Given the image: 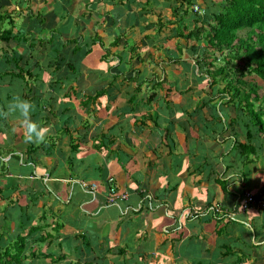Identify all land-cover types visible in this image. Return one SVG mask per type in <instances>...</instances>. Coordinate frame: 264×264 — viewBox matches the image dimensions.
Segmentation results:
<instances>
[{"label":"crops","instance_id":"1","mask_svg":"<svg viewBox=\"0 0 264 264\" xmlns=\"http://www.w3.org/2000/svg\"><path fill=\"white\" fill-rule=\"evenodd\" d=\"M152 1L0 0L18 38L0 41V111L19 96L35 106L31 119L50 129L43 143H28L16 116L0 117V238L37 226L51 237L44 244L56 245V255L38 257H56V264H264V209L231 218L208 211L218 203L237 210L245 191L264 199V160L242 168L229 151L230 132L207 123L210 109L193 104L206 96L202 73L183 55L185 40L175 38L171 50L172 33L156 43L148 35L172 24L148 21ZM147 48L162 55L157 69ZM130 63L142 71L125 72ZM157 80L180 92L171 94L173 107L157 89V104L147 109ZM138 88L133 112L128 100ZM101 90L106 96L79 105ZM216 176L229 196L211 182ZM110 177L128 200L106 203ZM190 208L204 212L183 218ZM225 245L233 253L223 258Z\"/></svg>","mask_w":264,"mask_h":264},{"label":"trees","instance_id":"2","mask_svg":"<svg viewBox=\"0 0 264 264\" xmlns=\"http://www.w3.org/2000/svg\"><path fill=\"white\" fill-rule=\"evenodd\" d=\"M175 1L181 8L185 6L182 13L177 11V7L174 8L175 10L172 9V13L175 16L176 14L180 15L179 23H177L179 26L177 27L176 37L185 40L187 46L195 43V46H191V48H195L197 43H200L203 54L200 60L197 59L195 61V66L198 70L203 71V61L206 67L199 82L201 88L199 90L204 92L206 96L196 104V107L210 109L211 113L206 114L205 121L213 125L220 132H230L228 141L231 148L229 151L233 155L236 153L235 157L238 159V163L240 162V166L242 165V168L256 160H264V0H223V12L210 14L204 23L202 20L200 27H194L193 29H188L187 27H182L181 29L180 27L182 19L188 16L189 12L193 13L190 7L195 5V0ZM198 15L197 13H193V20L201 18L200 14ZM4 23H7L8 28H3L2 25ZM158 26V31H160L162 24L159 23ZM13 27L11 17L0 13L1 42L8 43L9 41L18 39L12 33ZM244 30L246 31V35L242 38L238 33ZM115 44H117L116 41H114ZM204 48H207V51H204ZM137 49H139L137 45L131 47V53L133 54ZM208 53H216V55L207 57ZM220 58L223 64L217 66L216 63ZM67 67L69 70L73 69L70 65ZM112 71L116 72L117 69L113 68ZM134 73L136 75L138 72ZM258 80L262 83L261 86L257 83ZM219 82H224L225 85L221 89L217 87L216 94L218 95L214 96L212 94L213 88ZM204 86L207 87L204 88ZM157 89L165 91V97L161 99V102L166 107H173V103L170 102L171 94L172 92L175 94L180 92H178L174 84L157 80V82L152 84V92L144 100L147 109L149 110V108L156 106L157 102L154 103L153 99ZM137 90L140 92L139 88L135 89L134 94L128 100L132 104L131 110L133 112H135L138 105L135 102ZM103 96H106L105 90L99 91L94 97L82 99L79 105L87 107L93 104L97 98ZM221 96L223 97L221 98L219 107H223L226 110L225 107L230 106L235 112V117L229 119L228 124H225L221 117L218 118L216 116L218 109L216 108L215 101L218 98L220 99ZM145 116L147 119H150L149 114ZM141 125L144 124L141 123ZM41 147L46 149L48 144L45 143ZM71 150L76 151L77 148L72 146ZM230 169L232 170L233 168ZM211 182L219 185L227 196L230 195L227 191L226 180H222V178L216 176L211 179ZM254 198L264 200L259 195H255ZM20 228L22 227L18 229ZM30 238L32 240L35 238V240L32 241ZM48 238L51 237H45V235L40 234L39 227H26L23 232L17 233L14 238L9 237L10 242H8V246L3 250L0 249V264H24L27 258L25 253L27 252L28 245L30 243L42 244ZM230 248L228 245L223 246V258L233 253ZM31 250L28 256L32 260L40 259L38 256L42 254H35L36 252H32ZM62 257L61 255L60 258ZM45 258L50 259L51 262H55L56 260V258ZM84 264H89V262H85Z\"/></svg>","mask_w":264,"mask_h":264},{"label":"rangeland","instance_id":"3","mask_svg":"<svg viewBox=\"0 0 264 264\" xmlns=\"http://www.w3.org/2000/svg\"><path fill=\"white\" fill-rule=\"evenodd\" d=\"M195 2H196L195 5L199 6L201 9L204 10V12L200 15L201 18H196L195 20H193L194 17L192 16V14L193 13L195 14V12L193 10V7H190V9L193 11V13L189 12V15L186 16V17H184L182 19L184 21L181 20L183 22L181 24V27H180L181 29H182V27H184V28L187 27L188 29H193L194 27H200L202 25V20H203V23H204L207 20V16L209 17L210 14L215 13V12H223V8H222L223 7V5H222L223 4V0H195ZM149 6L151 7V8H149L151 10V13L148 11L149 12V15L146 16V18L148 19V21L155 20V19H157V17H160V19L162 20V22H165V21H169L168 19L170 18V21H172V24L171 25H167L168 22H165L166 23V26L161 31V33H157V35H154L152 33V31H150L149 33H151V34H148V35H150L154 39V42L156 43V42H158L159 39H161L164 36H165L166 40H170L171 39L170 34L172 33L173 34V35H171L172 36V39H171L172 41L170 43H168V45L171 46V47L169 46L171 48V50H174L175 49L176 39H178L176 37V35H175V25H177V23H179L178 22V19L179 18H178V14H176V16H175L172 13L173 12L172 9L175 10L174 8L177 7V11L179 13H182V11L185 9V6H183L182 8L179 7L178 3L175 0H154V1H152V3H149ZM142 14H144V13H142ZM197 16H199V15L197 14ZM143 25L146 26L147 25V22L143 23ZM6 28H7V26H6ZM152 30H153V28H152ZM161 34H163V35H161ZM238 35L243 38L246 35V31L245 30L244 31H241V32L238 33ZM141 39H143L142 38V35L138 34L137 35L136 44H140ZM182 43L184 44V41H182ZM200 45H201L200 43H197V46L195 48H191V46H195V43H191L190 45L187 46V48L184 45V49L182 51V53H184L183 55H186L187 58H189V61L190 62H194L197 59L200 60L201 55L203 54L202 53V47ZM130 48L129 49L126 48V50L130 51ZM167 49H168V46H167ZM148 51H151L154 54V56L157 57L153 62H151V61L149 62V65H151L152 68H154V69L156 68L157 69L159 67V64L161 63L160 60L162 58V55L159 54V52L156 53L154 51V48H147V50H145V52H143L144 55H145V58H147L146 57V53ZM204 51H207V48H204ZM82 53L83 52H81V54ZM213 55L215 56L216 53H213V54L208 53V56L207 57H211ZM148 60L149 59L147 58V61ZM220 60H221V58H220ZM220 60L217 61V63H216L217 66H220V65L223 64L222 60L221 61ZM131 66H134L135 69L132 68ZM202 67H203V71L205 72L206 67H205L203 61H202ZM102 69H103L102 71L104 72V69H105L104 66L102 67ZM135 70H141V67H140L139 64L138 65H133L132 63H130L127 67H125V72H128V73H130V72L133 73V71H135ZM203 71H199V73L202 72V75H203ZM85 72L87 73V71H85ZM67 73H69V72H67ZM257 83L259 84V86L262 85V83L259 80L257 81ZM224 85H225L224 82H219V84L213 88L212 94L214 96H217L218 95V94H216L217 87L221 89ZM205 87H207V86H204V88ZM222 97L223 96H221L220 99L218 98L216 100V102H217L216 108L218 109L217 112H216V116L218 118L221 117L222 120L225 119V118L231 119V118L235 117V112L233 111V109H231L230 106L225 107L227 111L223 107H219L220 104H221V98ZM193 104L196 105V102H194ZM47 143H49V142H47ZM1 223L2 222H0V224ZM35 223L38 224V222H35ZM15 234L16 233L13 232V234H11V235H13V237H14ZM53 236H54L53 238L56 240V236L55 235H53ZM9 237H11V236L8 234V235H5V236L3 235V237L0 238V248H2L3 246H8V242H10L9 241ZM30 240H32V238H30ZM33 240H35V238H33ZM45 242H46V239H45V241L42 244H40V243H38V244H31L30 243V245H28V249L29 250L27 249V252L26 253L30 255V253H31L30 252V249H34V251H32V252H36L35 254H41V252L49 251V252H47V253H49V255H51V254L56 255V245L55 244L54 245L52 244L53 241L51 240L50 243H48L47 246H46V244H44ZM26 257L27 258H26L24 264H56V260H55V262H51L50 260L44 259V258H40V259H37V260L36 259L35 260H32V258H30L28 255ZM88 258L90 259V257H88ZM96 260H97V258H93L92 259V262H95ZM92 262H90V264ZM60 263L61 264H65L64 262H60ZM71 263H69V264H71ZM72 264H76V263H72Z\"/></svg>","mask_w":264,"mask_h":264},{"label":"built area","instance_id":"4","mask_svg":"<svg viewBox=\"0 0 264 264\" xmlns=\"http://www.w3.org/2000/svg\"><path fill=\"white\" fill-rule=\"evenodd\" d=\"M193 10L197 14H202L203 11L201 8L197 5L193 6ZM81 188L83 190H89L90 192H96L98 190V187L96 184H87L85 182H81L80 184ZM128 193L122 192L118 189L114 178L110 177L107 179V195H106V203L109 205H115L120 201H126L128 200ZM263 209L264 208V201L262 200H256L254 196L249 192L244 193V199L240 202V206L237 210H224L221 205L215 204L214 206L208 208L211 213L215 215H221V216H228L233 217L236 214V211L240 212H246L249 209ZM204 210L190 208L183 212V218H197L200 216Z\"/></svg>","mask_w":264,"mask_h":264},{"label":"clouds","instance_id":"5","mask_svg":"<svg viewBox=\"0 0 264 264\" xmlns=\"http://www.w3.org/2000/svg\"><path fill=\"white\" fill-rule=\"evenodd\" d=\"M34 108L35 106L30 101L15 96L7 104L6 110L0 111V117L8 118L9 116H16L18 119V130L23 135L25 142L40 144L45 141L50 129L41 127L31 119V113L34 111Z\"/></svg>","mask_w":264,"mask_h":264}]
</instances>
